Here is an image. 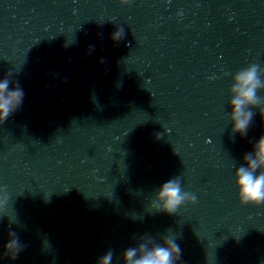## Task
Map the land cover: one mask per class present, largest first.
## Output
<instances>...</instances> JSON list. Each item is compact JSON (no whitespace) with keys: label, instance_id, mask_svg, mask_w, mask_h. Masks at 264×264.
<instances>
[{"label":"clouds","instance_id":"obj_1","mask_svg":"<svg viewBox=\"0 0 264 264\" xmlns=\"http://www.w3.org/2000/svg\"><path fill=\"white\" fill-rule=\"evenodd\" d=\"M121 4H128L129 0H120ZM124 31L118 28L110 39L118 43L123 38ZM90 47L88 53L90 54ZM103 63V60L100 61ZM264 68L258 64H250L241 69L233 76V83L229 91L232 99L229 101L230 122L233 135L239 134L241 138L247 135L255 112L252 108H258L262 121H264V98L257 92L264 89V81L261 75ZM12 73H7L0 80V123L6 121L23 103L24 91L15 84L10 89ZM243 163L236 168L235 186L238 189L237 196L241 205H264V135L252 145V150L245 153ZM195 195L182 191L180 177H175L163 183L154 201L151 203L153 210L173 214L185 204H194ZM9 203L7 186H0V209ZM3 214V213H0ZM26 245L22 244L14 231L8 233V240L3 246V256L15 260L24 250ZM179 245L169 236H163L157 242L152 237H140L135 246L125 249L122 253L123 264H175L180 256ZM113 251L109 249L98 258L97 264H112Z\"/></svg>","mask_w":264,"mask_h":264}]
</instances>
